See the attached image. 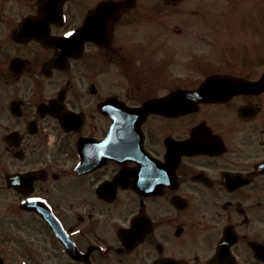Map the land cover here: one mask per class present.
<instances>
[{"label":"flooded vegetation","instance_id":"flooded-vegetation-1","mask_svg":"<svg viewBox=\"0 0 264 264\" xmlns=\"http://www.w3.org/2000/svg\"><path fill=\"white\" fill-rule=\"evenodd\" d=\"M187 1L0 0V264H264V19Z\"/></svg>","mask_w":264,"mask_h":264},{"label":"rangeland","instance_id":"rangeland-1","mask_svg":"<svg viewBox=\"0 0 264 264\" xmlns=\"http://www.w3.org/2000/svg\"><path fill=\"white\" fill-rule=\"evenodd\" d=\"M247 5H249L250 7H248ZM196 8L205 9V14L207 15V17L200 16ZM192 11L194 12L192 13ZM227 12H233L235 17H233V23H240V21H250L251 19H260L258 21H261V18L264 19V0H188L182 7L173 11L171 15V27L183 26L192 32L190 34V36L192 37L196 35L194 32H196L195 28H197L198 26H201L202 24L206 26H208L209 24H218L220 19L226 20V18L224 17L225 14L223 13ZM230 13L228 19L232 18ZM237 13H239V15ZM260 14L261 16H259ZM206 30L210 33H213L209 27ZM177 36V34L174 36V38H176L175 43L177 44H186L187 42L194 41L193 39H187V41L184 39H179L177 38ZM177 52L179 73L187 74L188 72H191L192 67H190V70L189 65L187 64V53L185 49L177 50Z\"/></svg>","mask_w":264,"mask_h":264},{"label":"snow or ice","instance_id":"snow-or-ice-1","mask_svg":"<svg viewBox=\"0 0 264 264\" xmlns=\"http://www.w3.org/2000/svg\"><path fill=\"white\" fill-rule=\"evenodd\" d=\"M69 35H71V33H69Z\"/></svg>","mask_w":264,"mask_h":264}]
</instances>
